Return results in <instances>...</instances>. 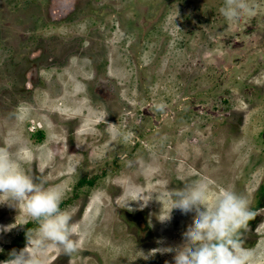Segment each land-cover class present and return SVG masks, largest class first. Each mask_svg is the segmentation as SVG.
<instances>
[{
  "label": "rangeland",
  "instance_id": "1",
  "mask_svg": "<svg viewBox=\"0 0 264 264\" xmlns=\"http://www.w3.org/2000/svg\"><path fill=\"white\" fill-rule=\"evenodd\" d=\"M254 3L255 16L227 21L223 0H0V147L64 192L77 226V251L50 247L46 264H174L144 255L183 242L193 214L159 216L168 191L197 180L264 214V0ZM28 50L40 59H21ZM9 226L0 261L38 227L23 205H0Z\"/></svg>",
  "mask_w": 264,
  "mask_h": 264
},
{
  "label": "clouds",
  "instance_id": "2",
  "mask_svg": "<svg viewBox=\"0 0 264 264\" xmlns=\"http://www.w3.org/2000/svg\"><path fill=\"white\" fill-rule=\"evenodd\" d=\"M256 10L254 0H223L219 9L227 21L255 16ZM213 193V183L208 180L193 181L168 191L170 208L159 216V221H170L175 209L184 215L193 214L192 223L183 233L181 244L164 246L163 239L157 240L161 246L148 256L142 253L145 259L159 253L172 255L174 264H264V247L244 246L249 222L260 212L253 210L246 196L229 187ZM64 195L58 187L45 188L36 182L7 148L0 147V205L15 209L23 205L28 217L38 225L36 229L27 230L26 246L19 251L13 249L0 264H46L50 247L65 255L77 251L78 241L73 238L77 226L71 214L60 207ZM156 198L162 197L158 194ZM151 199L152 195L147 197L148 201ZM11 227L0 228V232H8ZM80 235L86 233L81 231Z\"/></svg>",
  "mask_w": 264,
  "mask_h": 264
},
{
  "label": "flooded vegetation",
  "instance_id": "3",
  "mask_svg": "<svg viewBox=\"0 0 264 264\" xmlns=\"http://www.w3.org/2000/svg\"><path fill=\"white\" fill-rule=\"evenodd\" d=\"M28 53H32V51L28 50L25 53L23 52L21 54V59H25L26 54H28ZM51 55H52V53H51ZM51 58L52 57H50V59ZM26 59H29L30 61L31 60L35 61L36 59H40V55H38V56L33 55L32 57H29V55H27ZM20 68H22V66H20L18 70H20ZM0 76H1V74H0ZM30 76H31V74L29 75V77L26 78V80H29ZM8 103H10V102H7L6 100L5 101L1 100V104L4 106H7ZM260 208L262 209L261 211H264L263 206H260ZM245 236L246 237L248 236V239L246 241L247 246H245L246 248L251 249V248H256V247H264V214L260 213L259 215H257L255 217L254 220L249 222V231L245 234ZM154 258H156V257L154 256Z\"/></svg>",
  "mask_w": 264,
  "mask_h": 264
},
{
  "label": "trees",
  "instance_id": "4",
  "mask_svg": "<svg viewBox=\"0 0 264 264\" xmlns=\"http://www.w3.org/2000/svg\"><path fill=\"white\" fill-rule=\"evenodd\" d=\"M19 241V239H17L16 241H15V243H17Z\"/></svg>",
  "mask_w": 264,
  "mask_h": 264
}]
</instances>
